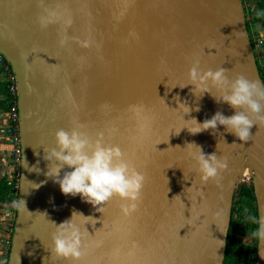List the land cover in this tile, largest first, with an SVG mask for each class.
<instances>
[{"label": "water", "instance_id": "water-1", "mask_svg": "<svg viewBox=\"0 0 264 264\" xmlns=\"http://www.w3.org/2000/svg\"><path fill=\"white\" fill-rule=\"evenodd\" d=\"M0 54L16 78L18 199L27 209L16 211L7 264H207L217 248L216 264H223L246 166L260 216L264 120L247 142L224 126L195 135L184 128L192 118L202 123L218 111L225 117L236 111L210 93H193L194 60L202 71L224 68L229 80L242 75L264 85L242 0H0ZM180 103L193 110L185 114ZM76 125L90 139L103 134L144 174L140 202L129 215L118 198L99 212L46 177L44 156L56 147L55 133ZM188 143L227 159L218 183L201 180L193 158L198 149ZM74 212L83 215L72 223L84 253L75 262L51 251L58 225ZM261 247L257 241L254 264H264Z\"/></svg>", "mask_w": 264, "mask_h": 264}, {"label": "clouds", "instance_id": "clouds-1", "mask_svg": "<svg viewBox=\"0 0 264 264\" xmlns=\"http://www.w3.org/2000/svg\"><path fill=\"white\" fill-rule=\"evenodd\" d=\"M256 15L260 16L264 13L257 12ZM226 72L224 68L202 71L198 60L192 62L188 78L189 84L194 86L193 93L200 91V96L210 93L217 103H227L236 111L228 117L218 111L202 123L192 118L187 120L191 121L192 125L184 128H187L190 134L195 135L209 129L215 133L218 126H224L226 132L233 134L241 142H247L252 136L250 130L253 125L259 120H264V85L242 75L229 80ZM211 88H215L221 94L213 95ZM178 107H182L185 114L193 110L185 103H180ZM133 110L138 111L135 106ZM195 110L199 111V108ZM80 128V125H76L68 130H57L55 133L56 147L48 150L44 156L49 169L45 174L46 177L59 185L62 194L73 197L79 195L84 202L96 207L97 211L101 205L106 204L112 198H118L123 202V214L129 215L136 210L140 202L146 179L144 174L138 172L125 160L124 153L119 146L106 145L103 142V134H99L98 138L93 140ZM181 129L175 134L178 135ZM187 145H194L198 149V154L193 158L201 180L203 182L213 180L218 183L220 173L228 167L227 159L217 157L215 154L206 155L194 143ZM65 167L72 170L63 172L61 175V170ZM32 170L29 169V171ZM35 186L39 187V185ZM13 208L21 213L27 211L26 202L20 196L19 199L13 201ZM244 211L247 213L248 210ZM75 214L79 213L74 212L70 220L58 225L57 231L52 236L51 248L57 258L73 262L78 261L84 254L82 234L72 223ZM246 219L258 225L251 232V236L259 242L260 246L264 245V209L261 210L259 217L248 215ZM260 256L264 259V247L260 248Z\"/></svg>", "mask_w": 264, "mask_h": 264}, {"label": "rangeland", "instance_id": "rangeland-1", "mask_svg": "<svg viewBox=\"0 0 264 264\" xmlns=\"http://www.w3.org/2000/svg\"><path fill=\"white\" fill-rule=\"evenodd\" d=\"M244 6V12L246 16V22L250 26V38L253 36V29L259 28L264 31V15L257 16V12L264 13V0H242ZM259 63V61H258ZM261 65V63H259ZM7 77V75H6ZM7 81V80H6ZM8 83V82H7ZM5 107H1L2 110H6L8 113V99ZM0 148L4 151L2 144L0 143ZM5 154V151H4ZM13 166V165H12ZM248 167L246 166L244 171L246 172ZM251 172V171H250ZM250 174V173H249ZM9 184H11L9 179ZM241 185L251 186L248 182H241ZM14 193V190H12ZM0 207L9 210L12 213V224L14 229L16 209L13 208L11 202L2 203L0 202ZM256 208V203L252 198L250 190L244 191L240 202L235 207L229 220V230L228 234L230 236L231 244L225 249V257L223 264H254L256 258V245L257 240L251 236V232L256 229V224L249 222L246 217L248 215H255L254 210ZM247 209V213L244 211ZM12 228V226H11ZM11 243L9 245L10 249Z\"/></svg>", "mask_w": 264, "mask_h": 264}, {"label": "built area", "instance_id": "built-area-1", "mask_svg": "<svg viewBox=\"0 0 264 264\" xmlns=\"http://www.w3.org/2000/svg\"><path fill=\"white\" fill-rule=\"evenodd\" d=\"M252 47L255 53L256 61L261 63V67H264V39L259 36L256 32H253V36L250 38ZM258 63V64H259ZM0 64L7 72V91H8V124L4 128L3 139L8 143L11 148L10 151V162L14 167V174L11 178L10 182L13 186L15 198L11 201L13 205V201L18 199V188L19 181L21 176V160H22V148H21V139H20V131H19V108H18V92L16 85V78L14 73L11 70L9 63L6 59L0 54ZM264 82V79H263ZM245 167L242 169V173L239 175L238 186L241 182H248L252 185V171L246 172L244 171ZM250 173V174H249ZM12 241V235H11ZM10 250V249H9ZM7 264V262L3 263Z\"/></svg>", "mask_w": 264, "mask_h": 264}, {"label": "crops", "instance_id": "crops-1", "mask_svg": "<svg viewBox=\"0 0 264 264\" xmlns=\"http://www.w3.org/2000/svg\"><path fill=\"white\" fill-rule=\"evenodd\" d=\"M259 36L264 39V31L259 28L253 29ZM7 72L0 64V143L4 151L0 148V180L9 183V179L13 177L14 167L10 162L11 148L8 143L2 138L4 128L8 124V114L6 110H2L6 106L7 96L4 94V89L7 91ZM6 85V86H5ZM2 107V108H1ZM12 213L9 210L0 207V264L7 262L9 255V245L11 243V235L13 232ZM12 226V228H11Z\"/></svg>", "mask_w": 264, "mask_h": 264}, {"label": "trees", "instance_id": "trees-1", "mask_svg": "<svg viewBox=\"0 0 264 264\" xmlns=\"http://www.w3.org/2000/svg\"><path fill=\"white\" fill-rule=\"evenodd\" d=\"M246 26H247L248 33L250 34L251 30H250V26H249V24L247 22H246ZM257 64H258V61H257ZM258 68H259V71H260L262 79H264V67L262 68L258 64ZM4 92H5L4 94L6 96H8V91H6V88L4 89ZM12 190H13L12 184L6 183V181H4V180H0V202H2V203L11 202L15 198V196H17V195H14L12 193ZM247 190L251 191L252 198L255 201V198H254V195H253L252 186H250L249 188H248V186H245V185H241L240 187L238 186L236 188V191H235V194H234V202L232 204L231 214L234 211V209L237 206V204L240 202V199H241V196H242L243 192L247 191ZM254 214L257 216L256 208L254 210ZM256 228H257V224H256ZM229 235H227L226 247L230 246V244H231V240H230V236Z\"/></svg>", "mask_w": 264, "mask_h": 264}, {"label": "bare ground", "instance_id": "bare-ground-1", "mask_svg": "<svg viewBox=\"0 0 264 264\" xmlns=\"http://www.w3.org/2000/svg\"><path fill=\"white\" fill-rule=\"evenodd\" d=\"M246 164L252 166L250 161H247V160H246ZM220 254H221V249L217 248V250L215 251L214 256L212 257V259L207 264H216V262L220 258Z\"/></svg>", "mask_w": 264, "mask_h": 264}]
</instances>
